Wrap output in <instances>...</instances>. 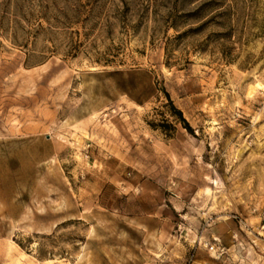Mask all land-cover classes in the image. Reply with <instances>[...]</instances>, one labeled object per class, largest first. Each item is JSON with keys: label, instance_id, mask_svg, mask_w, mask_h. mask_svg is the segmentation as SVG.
I'll list each match as a JSON object with an SVG mask.
<instances>
[{"label": "rangeland", "instance_id": "374dc122", "mask_svg": "<svg viewBox=\"0 0 264 264\" xmlns=\"http://www.w3.org/2000/svg\"><path fill=\"white\" fill-rule=\"evenodd\" d=\"M0 264H264V0H0Z\"/></svg>", "mask_w": 264, "mask_h": 264}, {"label": "trees", "instance_id": "16d2710c", "mask_svg": "<svg viewBox=\"0 0 264 264\" xmlns=\"http://www.w3.org/2000/svg\"><path fill=\"white\" fill-rule=\"evenodd\" d=\"M147 70L145 69H132L128 72L129 74V78L130 80L132 79V77L136 74H142V73H146ZM158 80L155 79L151 82V91H153L156 87H158ZM160 89L161 91L163 92L166 100H167V104H168V107H169V110L171 112V114H173L177 120L181 123V125L187 129L188 131H192V127L190 125V123L188 122V120L183 116L182 114V111L180 108H178L172 101L171 97H170V94L169 92L164 88V86H160ZM135 99L138 101V102H142L143 101V98H141L140 96H136ZM171 125V123H169ZM166 125V124H165Z\"/></svg>", "mask_w": 264, "mask_h": 264}]
</instances>
